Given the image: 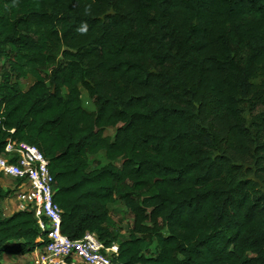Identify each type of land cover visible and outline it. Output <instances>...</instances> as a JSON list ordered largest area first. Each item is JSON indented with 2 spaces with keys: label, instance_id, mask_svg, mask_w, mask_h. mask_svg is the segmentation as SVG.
<instances>
[{
  "label": "trees",
  "instance_id": "obj_1",
  "mask_svg": "<svg viewBox=\"0 0 264 264\" xmlns=\"http://www.w3.org/2000/svg\"><path fill=\"white\" fill-rule=\"evenodd\" d=\"M8 140L47 159L60 232L116 243V264H264V0H0V154ZM10 193L0 258L47 237L3 216Z\"/></svg>",
  "mask_w": 264,
  "mask_h": 264
},
{
  "label": "built area",
  "instance_id": "obj_2",
  "mask_svg": "<svg viewBox=\"0 0 264 264\" xmlns=\"http://www.w3.org/2000/svg\"><path fill=\"white\" fill-rule=\"evenodd\" d=\"M1 178L10 182L5 189L11 193L4 202L12 206V214L32 212L39 228L47 230L46 241L32 251L30 264H116V243L106 246L90 232L75 240L60 232L61 210L53 201L55 181L47 159L35 146L8 140L0 154Z\"/></svg>",
  "mask_w": 264,
  "mask_h": 264
},
{
  "label": "rangeland",
  "instance_id": "obj_3",
  "mask_svg": "<svg viewBox=\"0 0 264 264\" xmlns=\"http://www.w3.org/2000/svg\"><path fill=\"white\" fill-rule=\"evenodd\" d=\"M32 83H33V79L31 77H27L26 79L20 81V88L24 91ZM81 100L85 109H87L88 111L94 110L93 102L91 99L88 98L85 91L82 92ZM113 133H114L113 129H107L105 131V135L112 136ZM88 162L90 169H98L104 166L107 163V160L105 159L103 153L100 152L94 156H89ZM4 180L5 178L0 183H2V186L5 189L7 188L10 182L8 179H6V181ZM1 209L3 211L6 209L12 210V206L8 202H2ZM131 223H132V215L122 203L116 202L115 204L110 206L108 226L115 234L118 235L119 240H123L127 237L128 227L131 226ZM32 259H33V254L29 253L24 257H18L17 263L30 264Z\"/></svg>",
  "mask_w": 264,
  "mask_h": 264
},
{
  "label": "crops",
  "instance_id": "obj_4",
  "mask_svg": "<svg viewBox=\"0 0 264 264\" xmlns=\"http://www.w3.org/2000/svg\"><path fill=\"white\" fill-rule=\"evenodd\" d=\"M3 179L4 178H1L0 179V182H2ZM4 181H6V179ZM10 215H12V212L10 211V209H6V210L3 211V216L7 217V216H10ZM26 255H28V254H26ZM26 255H24V256H26ZM24 256H11V255H5V254H3L1 256V258H0V264H18L17 263L18 257H24Z\"/></svg>",
  "mask_w": 264,
  "mask_h": 264
},
{
  "label": "clouds",
  "instance_id": "obj_5",
  "mask_svg": "<svg viewBox=\"0 0 264 264\" xmlns=\"http://www.w3.org/2000/svg\"><path fill=\"white\" fill-rule=\"evenodd\" d=\"M78 31H80L81 33L86 32L87 31V26L86 25L82 26L81 28L78 29Z\"/></svg>",
  "mask_w": 264,
  "mask_h": 264
}]
</instances>
